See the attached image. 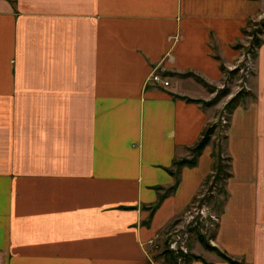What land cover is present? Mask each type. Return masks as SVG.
<instances>
[{
	"label": "crops",
	"instance_id": "1",
	"mask_svg": "<svg viewBox=\"0 0 264 264\" xmlns=\"http://www.w3.org/2000/svg\"><path fill=\"white\" fill-rule=\"evenodd\" d=\"M262 19L264 0H0V264H170L160 236L212 174L213 143L176 162L233 98L205 105ZM261 38L213 240L236 264H264ZM195 250L190 264H234Z\"/></svg>",
	"mask_w": 264,
	"mask_h": 264
},
{
	"label": "rangeland",
	"instance_id": "2",
	"mask_svg": "<svg viewBox=\"0 0 264 264\" xmlns=\"http://www.w3.org/2000/svg\"><path fill=\"white\" fill-rule=\"evenodd\" d=\"M262 21L263 19L249 21L244 31L243 41L238 45V58L230 64L222 65L221 90L214 101L205 102V105L216 104L221 99L228 98L231 95H233V98L238 97L237 104L241 103V100L245 102L249 100L250 93L247 91V85L254 71L256 52L262 43L261 36L264 31ZM232 99L224 108L215 111L216 118L208 126L215 125L210 142L213 143V152L216 154L215 160L219 162V169L213 170L211 177L205 182L193 203L180 217L162 231L160 236V253L162 251L170 264H190L193 259H196L194 256H199L204 260L201 255L196 254V246L199 250L219 255L217 251L208 249L200 240V237L207 244L216 247L223 253L220 248L214 245L213 240L224 206L229 198L226 188L228 179L226 174L231 172V159L226 147L230 114L233 111L232 106H230ZM221 165H224L223 171L220 169ZM174 242H177L176 248L171 247Z\"/></svg>",
	"mask_w": 264,
	"mask_h": 264
},
{
	"label": "trees",
	"instance_id": "3",
	"mask_svg": "<svg viewBox=\"0 0 264 264\" xmlns=\"http://www.w3.org/2000/svg\"><path fill=\"white\" fill-rule=\"evenodd\" d=\"M262 25H263V28H264V19H263V21H262ZM237 102H238V97L235 96V97L232 99V101H231V103H230V106H232V108L234 109V108L238 105ZM214 130H215V125L210 126V127H207V128L205 129V131L203 132L202 137H201V139L199 140V142H198L194 147H192V148L190 149L191 154H192V157H191V158H184V159L178 160V161L176 162V165H177V166H182V165H191V166H193V165H195V164L197 163V157L201 154V152L203 151V149L205 148V146L210 142V140H211V136H212V134L214 133ZM213 155H214V157H215L216 154L213 152ZM223 166H224V165H221V166H220L221 171H223ZM216 168L219 169V162L216 161V160H214V163H213V170H216ZM231 175H232L231 172H230V173H227V174H226V177L229 178ZM209 177H211V174L208 175L207 180L209 179ZM207 180H206V181H207ZM200 240L203 242V244H204L208 249H212V250L217 251V252L219 253V255L222 256V257H223L224 259H226L227 261H229V262H231V263H234V264L239 263V261H237V260L231 258V257L228 256L226 253H224V252H223V253L220 252L216 247H214V246L212 247L210 244H207V243L205 242V240H204L202 237H200ZM194 258H196V259H201L199 256H196V257L194 256ZM205 263L208 264L207 262H205Z\"/></svg>",
	"mask_w": 264,
	"mask_h": 264
},
{
	"label": "built area",
	"instance_id": "4",
	"mask_svg": "<svg viewBox=\"0 0 264 264\" xmlns=\"http://www.w3.org/2000/svg\"><path fill=\"white\" fill-rule=\"evenodd\" d=\"M151 81L155 84H160V85H163V86H169L170 85V80L160 71H154L151 76ZM177 242H174L171 244V247L172 248H176ZM182 249H184V247H182ZM186 250V249H184Z\"/></svg>",
	"mask_w": 264,
	"mask_h": 264
}]
</instances>
